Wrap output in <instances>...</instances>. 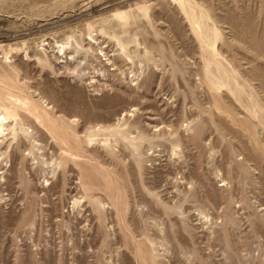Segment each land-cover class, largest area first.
I'll return each instance as SVG.
<instances>
[{
	"label": "rangeland",
	"instance_id": "374dc122",
	"mask_svg": "<svg viewBox=\"0 0 264 264\" xmlns=\"http://www.w3.org/2000/svg\"><path fill=\"white\" fill-rule=\"evenodd\" d=\"M0 112V264H264V0H0Z\"/></svg>",
	"mask_w": 264,
	"mask_h": 264
},
{
	"label": "bare ground",
	"instance_id": "6f19581e",
	"mask_svg": "<svg viewBox=\"0 0 264 264\" xmlns=\"http://www.w3.org/2000/svg\"><path fill=\"white\" fill-rule=\"evenodd\" d=\"M6 115H8V114H6V112L5 113H1L0 112V133L2 132L3 128H5L4 127L5 126V121L7 120V116Z\"/></svg>",
	"mask_w": 264,
	"mask_h": 264
}]
</instances>
